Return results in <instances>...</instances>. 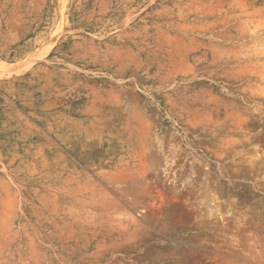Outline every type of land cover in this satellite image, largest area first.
Listing matches in <instances>:
<instances>
[{
	"label": "rangeland",
	"instance_id": "1",
	"mask_svg": "<svg viewBox=\"0 0 264 264\" xmlns=\"http://www.w3.org/2000/svg\"><path fill=\"white\" fill-rule=\"evenodd\" d=\"M0 264H264V0H0Z\"/></svg>",
	"mask_w": 264,
	"mask_h": 264
}]
</instances>
